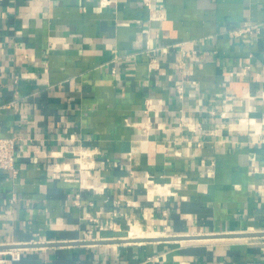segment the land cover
Returning <instances> with one entry per match:
<instances>
[{
	"label": "crops",
	"instance_id": "obj_1",
	"mask_svg": "<svg viewBox=\"0 0 264 264\" xmlns=\"http://www.w3.org/2000/svg\"><path fill=\"white\" fill-rule=\"evenodd\" d=\"M0 135L9 264H264V0H0Z\"/></svg>",
	"mask_w": 264,
	"mask_h": 264
},
{
	"label": "built area",
	"instance_id": "obj_2",
	"mask_svg": "<svg viewBox=\"0 0 264 264\" xmlns=\"http://www.w3.org/2000/svg\"><path fill=\"white\" fill-rule=\"evenodd\" d=\"M141 2L147 7L151 5V0H141ZM258 28L259 25L257 24L241 25L240 27L233 29L232 34L239 36L245 33L252 32L253 30ZM177 92L180 98L184 96V88L182 84L177 85ZM16 144H17V138L15 136L0 135V169L7 172H12L13 174L17 172ZM88 168L89 167H87L86 169ZM114 214H116V212H114ZM128 225L129 227H131L132 224L128 222ZM98 227L102 230H109V229L115 231L120 230V227H117V225L114 222H109L108 224H98ZM0 254L10 255V257L8 258L5 256L0 257V262L4 264H9L11 261L20 258V251L18 248L0 250Z\"/></svg>",
	"mask_w": 264,
	"mask_h": 264
},
{
	"label": "bare ground",
	"instance_id": "obj_3",
	"mask_svg": "<svg viewBox=\"0 0 264 264\" xmlns=\"http://www.w3.org/2000/svg\"><path fill=\"white\" fill-rule=\"evenodd\" d=\"M149 237H157V236H150V235H147L145 233H143L142 231H139V233H136V230L135 228L133 229V227H130V230L128 232V235L124 238V239H134V240H140L141 238H149Z\"/></svg>",
	"mask_w": 264,
	"mask_h": 264
},
{
	"label": "water",
	"instance_id": "obj_4",
	"mask_svg": "<svg viewBox=\"0 0 264 264\" xmlns=\"http://www.w3.org/2000/svg\"><path fill=\"white\" fill-rule=\"evenodd\" d=\"M233 234H235V235H245V234L264 235V231H258L256 233H232L231 235H233Z\"/></svg>",
	"mask_w": 264,
	"mask_h": 264
}]
</instances>
